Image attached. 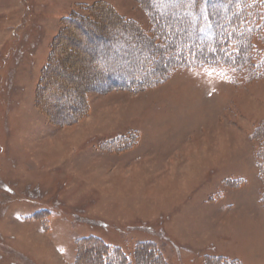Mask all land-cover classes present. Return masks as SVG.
<instances>
[{
  "label": "rangeland",
  "instance_id": "obj_1",
  "mask_svg": "<svg viewBox=\"0 0 264 264\" xmlns=\"http://www.w3.org/2000/svg\"><path fill=\"white\" fill-rule=\"evenodd\" d=\"M154 30L139 0H0V264H77L92 236L133 264L142 243L167 264H264V77L179 68L138 92L93 89L108 65L136 70Z\"/></svg>",
  "mask_w": 264,
  "mask_h": 264
},
{
  "label": "trees",
  "instance_id": "obj_2",
  "mask_svg": "<svg viewBox=\"0 0 264 264\" xmlns=\"http://www.w3.org/2000/svg\"><path fill=\"white\" fill-rule=\"evenodd\" d=\"M139 2L151 17L155 26L154 31L158 32V36L156 38L146 34L145 40L151 42L153 46L149 51L146 45L143 48L138 47L137 53L142 56L136 70L125 72V68L130 65L121 69L108 65L107 70L102 73L107 80L102 82V86L93 88L98 93L103 94L111 90L132 92L145 90L162 83L171 72L179 68L222 66L230 73L245 76L248 81L264 77V0H208L207 3L205 0H196L194 6L179 5L174 0H139ZM189 14L192 15V19L181 21L178 29H172L167 22L173 16L183 17ZM66 19L67 29L71 26L82 27L83 19L78 13ZM161 22H166L168 31L160 28ZM115 36L114 34L109 37L100 36V39L108 42ZM173 36L176 37L175 40L171 39ZM189 36L193 38L190 39ZM132 37L131 41L134 42L140 40L142 36L137 37L135 34ZM108 47L111 50L112 46ZM107 49L104 47L102 50ZM122 57L123 55L119 56ZM94 59L97 60L98 66L106 62L103 57L98 60L94 56ZM48 70L49 67L46 71ZM135 72H140L139 79L131 78ZM39 91L40 88L37 94L38 103ZM51 96L49 98L56 97ZM46 99L47 97L45 101ZM46 103L42 102L43 106L40 104L38 108L43 113L46 110L42 108ZM46 112L49 117H63L66 124L75 118L66 117L61 110L54 113ZM137 138L136 134L127 138V143L129 142L127 147L133 146ZM39 215L47 216V212ZM144 258L156 260L157 264H167L152 243H142L137 248V264L143 263ZM97 260L98 264H133L132 259L121 248L110 245L101 238L92 236L78 240L77 264H96ZM212 261L216 264H243L238 260L227 258H216Z\"/></svg>",
  "mask_w": 264,
  "mask_h": 264
},
{
  "label": "snow or ice",
  "instance_id": "obj_3",
  "mask_svg": "<svg viewBox=\"0 0 264 264\" xmlns=\"http://www.w3.org/2000/svg\"><path fill=\"white\" fill-rule=\"evenodd\" d=\"M175 3L179 4V5H190V6H194L196 3V0H174ZM208 0H205V3H207Z\"/></svg>",
  "mask_w": 264,
  "mask_h": 264
}]
</instances>
